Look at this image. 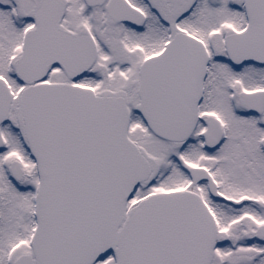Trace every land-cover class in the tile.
Instances as JSON below:
<instances>
[{"label": "snow or ice", "instance_id": "snow-or-ice-1", "mask_svg": "<svg viewBox=\"0 0 264 264\" xmlns=\"http://www.w3.org/2000/svg\"><path fill=\"white\" fill-rule=\"evenodd\" d=\"M0 264H264V0H0Z\"/></svg>", "mask_w": 264, "mask_h": 264}]
</instances>
